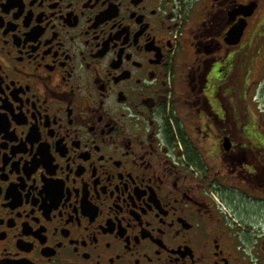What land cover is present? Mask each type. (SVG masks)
<instances>
[{"label":"flooded vegetation","instance_id":"af4514ba","mask_svg":"<svg viewBox=\"0 0 264 264\" xmlns=\"http://www.w3.org/2000/svg\"><path fill=\"white\" fill-rule=\"evenodd\" d=\"M263 8L0 0V264H264Z\"/></svg>","mask_w":264,"mask_h":264},{"label":"rangeland","instance_id":"374dc122","mask_svg":"<svg viewBox=\"0 0 264 264\" xmlns=\"http://www.w3.org/2000/svg\"><path fill=\"white\" fill-rule=\"evenodd\" d=\"M263 11H264V8L260 11L261 13L257 14V16L259 17L260 15H262ZM263 28H264V25L262 26V30H263ZM257 48H258L257 45H254V49L255 50L253 49V52L251 53L252 54V58L254 56H256V49ZM262 50H263L262 53L264 54V45H263ZM254 67L256 68V71L254 72V76L251 77V78L258 79L259 81H257L255 83L256 86L253 89V91L256 92L255 100L257 101L258 108H263L261 111L264 113V55L263 56H260V55L258 56L257 60L254 62ZM248 78H250V77L248 76ZM249 97H250V95L248 96V98L246 100L247 103L244 100L243 101L246 104V108L248 106V109H253L254 110L255 101H253V103L251 102V104H250L249 103ZM244 106L245 105L243 104V107ZM244 109H245V107H244ZM248 208L257 209L258 212H260V214L263 216V219H264V205H256L255 206L253 204H249Z\"/></svg>","mask_w":264,"mask_h":264},{"label":"water","instance_id":"95a60500","mask_svg":"<svg viewBox=\"0 0 264 264\" xmlns=\"http://www.w3.org/2000/svg\"><path fill=\"white\" fill-rule=\"evenodd\" d=\"M255 7H256L255 3L254 4L252 3L242 4L238 8V11L244 15H251ZM245 25H246L245 22H242V23L238 22L233 28H231L228 31V41L233 42V43L238 42L243 34Z\"/></svg>","mask_w":264,"mask_h":264}]
</instances>
